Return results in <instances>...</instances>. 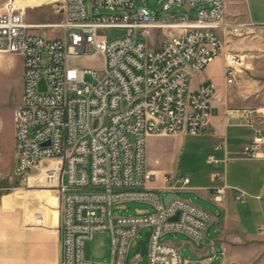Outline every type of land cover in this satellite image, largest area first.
I'll return each mask as SVG.
<instances>
[{
  "label": "built area",
  "instance_id": "1",
  "mask_svg": "<svg viewBox=\"0 0 264 264\" xmlns=\"http://www.w3.org/2000/svg\"><path fill=\"white\" fill-rule=\"evenodd\" d=\"M137 2L90 0L86 6L84 0H55L60 22L39 25L28 24L25 10L15 9L11 0L0 13V54L23 59L21 100L14 112V178L58 197L59 264H94L85 247L100 231H109L112 240L104 264H138L141 255L128 262L127 254L145 228L148 264H182L179 249L161 241L163 236L182 233L199 242L211 220L207 211L179 196L165 205L176 186L190 183L187 177L165 176L164 195L150 188L155 177L146 167V141L200 134L211 116L215 87L192 90V80L221 55L224 37H243L251 26L232 19L227 0H166L163 12L185 11L164 16L136 9ZM114 30L124 34L113 38ZM152 32L163 37L156 47L145 41ZM96 56L104 59L100 73L71 65ZM239 63L228 55V85L235 83ZM245 116L260 119L257 110H246ZM256 130L243 151L246 157L258 156L264 145V133ZM210 163L221 162L211 158ZM213 178L223 176L216 171ZM227 189L214 188L216 204ZM243 199L242 193L236 196ZM133 201L148 203L153 211L114 216L115 205Z\"/></svg>",
  "mask_w": 264,
  "mask_h": 264
},
{
  "label": "crops",
  "instance_id": "2",
  "mask_svg": "<svg viewBox=\"0 0 264 264\" xmlns=\"http://www.w3.org/2000/svg\"><path fill=\"white\" fill-rule=\"evenodd\" d=\"M227 4L232 19L250 25L255 36L224 37L221 55L192 80V90L209 83L215 87L209 121L197 136H151L146 141V167L155 177L150 188L164 195L168 188L164 177L184 175L190 183L176 186L175 193L211 216L199 242L182 233L171 234L169 243L179 249L182 264H252L256 253L264 251V233L260 232L264 226V145L256 157L243 155L256 129L264 133V72L260 69L264 0H227ZM228 55L240 59L233 85H228L226 76ZM246 110L259 111V121L246 117ZM218 144L224 148L216 150ZM211 158L219 160V166L210 163ZM216 171L221 172L222 181L214 180ZM218 186L228 188L220 205L213 200ZM241 193L244 199L237 201ZM36 195L38 208L27 201L21 205L22 196L15 200L0 194V264H59V199L50 191Z\"/></svg>",
  "mask_w": 264,
  "mask_h": 264
},
{
  "label": "rangeland",
  "instance_id": "3",
  "mask_svg": "<svg viewBox=\"0 0 264 264\" xmlns=\"http://www.w3.org/2000/svg\"><path fill=\"white\" fill-rule=\"evenodd\" d=\"M10 0H0V13ZM55 0H11V3L16 5L17 9H24L26 13V22L28 24H49L60 22L61 17L55 13ZM90 0H84L86 6L89 5ZM166 0H138L136 9L147 8L155 15L164 16L166 14H177L184 12L185 8L175 7L170 12L165 13L162 10L163 3ZM101 13H109V11L102 10ZM37 33H47L52 36H60L57 32L52 34L48 29H37ZM255 36L253 31L245 33L243 37L238 38H251ZM146 37V36H145ZM157 38V39H156ZM163 40L160 33L156 34L152 32L145 38V41L150 47H156L159 42ZM71 65L80 69H85L92 72L100 73L104 67V59L102 56H96L89 59L71 61ZM264 72V59H262L261 68ZM22 72H23V59L20 55H4L0 54V194L11 195L16 200V196H22L19 203L23 205L27 201L31 206L39 207L40 201L37 197V193L43 191H50L45 188L29 189L26 185L18 183L14 178V168L16 160V144H15V120L14 112L21 100L22 92ZM221 70L219 71V78L223 82L221 77ZM91 75L87 76V81L92 82ZM195 78L193 79V81ZM192 81V82H193ZM264 82V81H263ZM195 83V82H194ZM193 140V139H190ZM181 175L180 177H183ZM33 185V180L32 184ZM37 192V193H35ZM51 192V191H50ZM56 196L55 193L52 192ZM183 198V195H179ZM19 207V206H18ZM24 212L23 207H19ZM153 211V207L144 202H125L115 205L113 208V214L116 217L119 216H135L139 212ZM31 224V223H29ZM38 226V225H37ZM149 229L145 228L141 231V235L138 236L132 242L127 259L128 262L134 260L138 255H141V247L139 242L147 239L146 234ZM163 242L169 243L172 241V235L166 234L163 236ZM112 240L109 231L96 232L91 241L86 243L85 254L87 260L94 264L108 263L111 258ZM262 251V249L260 250ZM148 255L138 260V264H148ZM252 264H264V251L263 253H256L255 260Z\"/></svg>",
  "mask_w": 264,
  "mask_h": 264
},
{
  "label": "water",
  "instance_id": "4",
  "mask_svg": "<svg viewBox=\"0 0 264 264\" xmlns=\"http://www.w3.org/2000/svg\"><path fill=\"white\" fill-rule=\"evenodd\" d=\"M123 34H124V32H121V31H115V30L112 31V37H113V38H116V37L122 36ZM41 88H42L43 90H46L44 80L41 81ZM177 196H178V195L175 194V193H173V194H169V195L165 198V200H164L165 205H168L169 202H170V200L176 198ZM177 219H178V216H176V217L173 218L172 220H173V221H176ZM149 236H150V234H147V237H148V238H147L146 240H144V241L139 242V246L141 247V256H142V257H144V256L147 254V244H148V241H149Z\"/></svg>",
  "mask_w": 264,
  "mask_h": 264
},
{
  "label": "bare ground",
  "instance_id": "5",
  "mask_svg": "<svg viewBox=\"0 0 264 264\" xmlns=\"http://www.w3.org/2000/svg\"><path fill=\"white\" fill-rule=\"evenodd\" d=\"M11 5H12L15 9H17L16 5H14V4H12V3H11Z\"/></svg>",
  "mask_w": 264,
  "mask_h": 264
}]
</instances>
